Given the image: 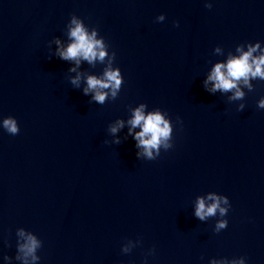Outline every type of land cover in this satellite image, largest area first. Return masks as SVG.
I'll return each instance as SVG.
<instances>
[{
  "label": "water",
  "instance_id": "water-1",
  "mask_svg": "<svg viewBox=\"0 0 264 264\" xmlns=\"http://www.w3.org/2000/svg\"><path fill=\"white\" fill-rule=\"evenodd\" d=\"M73 21L96 58L61 57ZM261 57L264 0H0V264H264Z\"/></svg>",
  "mask_w": 264,
  "mask_h": 264
},
{
  "label": "clouds",
  "instance_id": "clouds-1",
  "mask_svg": "<svg viewBox=\"0 0 264 264\" xmlns=\"http://www.w3.org/2000/svg\"><path fill=\"white\" fill-rule=\"evenodd\" d=\"M76 27L72 30L71 35L75 38V43L70 45L66 52L61 53L62 58H74L78 55H82L85 59L92 60L96 58L97 51L96 48L100 45L99 41H94L92 37H89L87 33L84 31L83 27L76 21ZM94 35V34H93ZM255 51V49H250L248 53H245L240 58H236L231 60L227 65L228 75L232 78L227 79L221 73L222 65H217L213 77H209V79L217 80V84L215 87L223 88V89H230L234 87V80H238L242 76H247V74L251 71V67L248 63L249 56L251 52ZM105 53L103 51L99 52V57L103 59ZM257 67L253 75L262 74L261 69L259 67L260 64H264V57H261L259 61L256 62ZM109 81H115V85H119V80L117 79L118 73L109 72L107 73ZM75 83V81H74ZM97 86L103 88L108 87V84L102 81H99L93 77H89L88 79V87L89 88H96ZM237 97L242 95L241 93L237 92ZM95 99L98 102H103L104 95L97 93ZM261 106H264V101L261 102ZM143 121L142 125V132L137 134V138L139 140V145H142L145 149V154L148 157H152L151 149L157 147L160 142L161 137H167L168 135V128L167 126L161 128L160 125L163 122L162 117L159 114H149L145 117L141 110H137L135 113V118L132 121L133 126L140 125ZM4 127L12 134H16L18 132L16 121L13 119H5L4 120ZM115 131V129H113ZM147 136L148 138L145 139L144 137ZM219 207V200H217L212 205L205 208L204 201H199L198 207L196 209V215L203 219L206 215H212L215 213L216 209ZM221 214L225 212V209H220ZM225 226L224 222H221L218 227L222 228ZM36 241L33 238H30L28 251L32 252L36 247Z\"/></svg>",
  "mask_w": 264,
  "mask_h": 264
}]
</instances>
